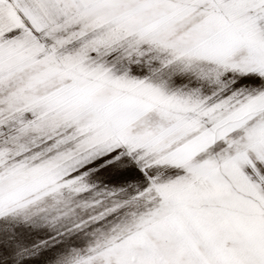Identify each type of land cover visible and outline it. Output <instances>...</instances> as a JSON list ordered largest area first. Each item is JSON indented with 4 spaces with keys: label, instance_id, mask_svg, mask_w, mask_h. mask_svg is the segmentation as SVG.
<instances>
[{
    "label": "snow or ice",
    "instance_id": "1",
    "mask_svg": "<svg viewBox=\"0 0 264 264\" xmlns=\"http://www.w3.org/2000/svg\"><path fill=\"white\" fill-rule=\"evenodd\" d=\"M0 264H264V0H0Z\"/></svg>",
    "mask_w": 264,
    "mask_h": 264
}]
</instances>
